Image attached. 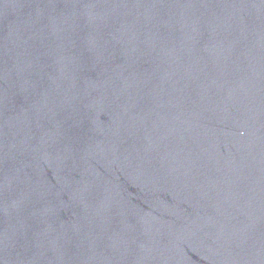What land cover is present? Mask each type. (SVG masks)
<instances>
[{"label": "water", "instance_id": "1", "mask_svg": "<svg viewBox=\"0 0 264 264\" xmlns=\"http://www.w3.org/2000/svg\"><path fill=\"white\" fill-rule=\"evenodd\" d=\"M0 264H264V0H0Z\"/></svg>", "mask_w": 264, "mask_h": 264}]
</instances>
